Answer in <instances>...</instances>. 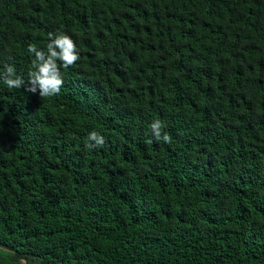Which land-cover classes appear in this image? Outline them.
I'll list each match as a JSON object with an SVG mask.
<instances>
[{
  "label": "trees",
  "instance_id": "16d2710c",
  "mask_svg": "<svg viewBox=\"0 0 264 264\" xmlns=\"http://www.w3.org/2000/svg\"><path fill=\"white\" fill-rule=\"evenodd\" d=\"M50 32L80 59L40 97ZM7 64L0 264H264V0H0Z\"/></svg>",
  "mask_w": 264,
  "mask_h": 264
},
{
  "label": "clouds",
  "instance_id": "9594fccd",
  "mask_svg": "<svg viewBox=\"0 0 264 264\" xmlns=\"http://www.w3.org/2000/svg\"><path fill=\"white\" fill-rule=\"evenodd\" d=\"M49 42L46 45V51L38 49L36 45L29 44L27 51L34 54V71L29 72L27 79L26 91L37 93L40 97H52L58 95L64 84L61 67L69 68L73 66L79 59V49L73 39L64 34L57 32L49 33ZM59 62V63H58ZM0 79L9 89H20L25 85V79L17 75L14 65L7 64ZM154 138L165 143L171 142L169 134L162 130L165 127L161 120H154L150 125ZM89 143L87 148H99L104 144V137L98 132L93 131L88 135Z\"/></svg>",
  "mask_w": 264,
  "mask_h": 264
}]
</instances>
